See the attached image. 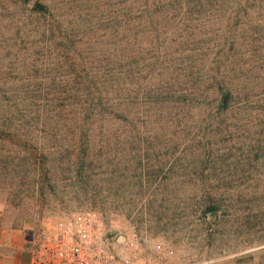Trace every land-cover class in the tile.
Segmentation results:
<instances>
[{
    "label": "rangeland",
    "instance_id": "374dc122",
    "mask_svg": "<svg viewBox=\"0 0 264 264\" xmlns=\"http://www.w3.org/2000/svg\"><path fill=\"white\" fill-rule=\"evenodd\" d=\"M62 1L50 6L51 22L62 25L53 35L38 28L37 16L28 19L17 35L20 11L0 4V67L15 63L13 67L18 64L25 70L21 78L60 84L74 79V69L84 70L82 59L95 58L92 53L102 51L95 58L100 61L105 51L115 49L100 19L105 18V0ZM231 2L229 12L211 16L212 25L204 26L201 36L214 37L205 45L214 49L212 57L223 49L233 57L234 72L229 77L245 83L256 109L243 117L224 115L227 124L219 129L211 125L218 117L191 115L179 118L178 125L167 122L171 128L166 132L160 123L142 131V140L116 127H104L99 135L94 122L88 131L92 138L84 146L74 140L41 141L38 151L51 159L46 167L52 172L53 194L42 204L37 190L29 192L32 198L26 196L21 178L0 181L7 226L14 230L30 226L36 233L47 220L95 210L110 233L138 234L140 248L134 264H264V0ZM69 40L65 46L63 42ZM232 42L236 45L231 49ZM150 50L155 51L153 46ZM27 55L31 64L26 63ZM225 56L220 53L221 63ZM16 150L23 170L25 153ZM211 150L216 152L213 159L230 153L227 165L216 174L215 196L222 200L216 208L202 203L210 188L201 173L189 171L197 162L195 154ZM148 171L159 174L142 176ZM169 251L174 252L170 257Z\"/></svg>",
    "mask_w": 264,
    "mask_h": 264
},
{
    "label": "trees",
    "instance_id": "16d2710c",
    "mask_svg": "<svg viewBox=\"0 0 264 264\" xmlns=\"http://www.w3.org/2000/svg\"><path fill=\"white\" fill-rule=\"evenodd\" d=\"M31 1H34L33 6ZM57 1L0 0V4L12 5L20 11L18 22L21 24L15 25L17 35L33 16L40 20L38 28H44V34L50 31L53 35L62 27L60 22L50 20V6ZM231 3V0H105V18L100 19L107 26L109 35L106 37L115 49L105 51L100 61L95 58L102 51L93 52L95 58L82 59L85 68L74 69L73 80L60 84L33 81L30 77L21 78L25 70H21L20 65H2L0 181L16 182L15 179L21 178L26 196L32 198L29 192L37 190V198L45 204V198L53 194V185L52 172L46 167L51 159L42 150L38 151L41 141L74 140L84 146L92 138L88 131L94 122L99 135L104 127L107 130L116 127L126 134L133 132V138L142 140L139 137L142 131L152 130L160 123L162 131L166 132L171 128L166 123L172 120L178 125L181 117L216 116L218 120L211 125L219 129L227 124L224 115L243 117L252 113L256 104L249 88L229 77L234 72L233 57L225 49L212 57L214 49L210 51L206 46L214 37L207 40L201 36L202 28L212 25L211 16L229 12L233 7ZM69 42L63 43L66 46ZM230 44L231 49L236 45ZM152 46L154 52L150 50ZM222 52L226 56L221 63L218 57ZM29 56L26 63L31 64ZM15 61L19 62V55ZM91 61L94 63L87 67ZM102 62L107 64H97ZM111 65L115 67L109 69ZM31 66L34 68L33 64ZM34 71L37 74L39 69ZM166 117L170 120L165 122ZM198 141L201 144L203 139ZM16 148L25 153L23 170L19 167ZM207 153L195 154L197 162L189 171L201 173L210 188L202 195V203L216 208L222 205V200L215 196L217 186L214 184H219L216 174L220 167L227 165L230 153L216 155L214 159L215 150ZM158 174L148 171L142 176L152 178Z\"/></svg>",
    "mask_w": 264,
    "mask_h": 264
},
{
    "label": "built area",
    "instance_id": "2783aa9c",
    "mask_svg": "<svg viewBox=\"0 0 264 264\" xmlns=\"http://www.w3.org/2000/svg\"><path fill=\"white\" fill-rule=\"evenodd\" d=\"M140 248L137 233L125 237L110 233L95 210L47 220L27 243L26 264H134ZM169 251L167 256H172ZM171 264V263H169Z\"/></svg>",
    "mask_w": 264,
    "mask_h": 264
},
{
    "label": "crops",
    "instance_id": "0c3cea01",
    "mask_svg": "<svg viewBox=\"0 0 264 264\" xmlns=\"http://www.w3.org/2000/svg\"><path fill=\"white\" fill-rule=\"evenodd\" d=\"M4 203L0 202V264H26L29 256L24 253L25 246L34 237L30 226L14 230L4 221Z\"/></svg>",
    "mask_w": 264,
    "mask_h": 264
}]
</instances>
